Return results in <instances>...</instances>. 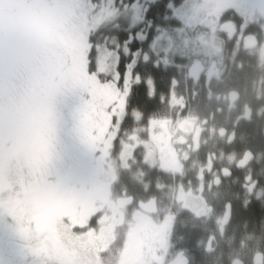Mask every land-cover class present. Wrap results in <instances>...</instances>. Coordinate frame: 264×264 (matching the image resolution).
Returning <instances> with one entry per match:
<instances>
[{"label": "trees", "instance_id": "trees-1", "mask_svg": "<svg viewBox=\"0 0 264 264\" xmlns=\"http://www.w3.org/2000/svg\"><path fill=\"white\" fill-rule=\"evenodd\" d=\"M91 1L98 4L99 0ZM184 2L113 0L110 17L88 35L87 84H83L84 80L77 81V59L61 48V38H57L69 18L59 12L60 6L50 4L49 0H0V156L12 148L18 152L5 168V181L16 191H29L75 174L76 170L83 173L81 161L90 165L91 154L98 150L93 146L98 137L92 139V144L88 139L96 134L98 126L93 123L89 104L83 103L81 93L83 86L100 80L95 73H89V51L94 43L98 72L110 74L112 79L104 84L99 82L102 92L90 100L101 107L100 100L105 105L109 96H118L116 104L107 107L117 113L113 108L121 105L120 91L125 94L123 118L111 117L108 133L129 135L135 121L142 123L157 105L168 103L169 92L177 89L182 90L183 102L174 106L172 112V140L175 138L176 142L178 127L187 116L202 122V131L198 128L201 134L207 128L208 137L198 145L205 156L216 159L219 168L218 185L206 192L214 214L210 218L196 217L189 210L175 207L172 254H182L185 264H249L257 249L264 255V59L253 50L256 46L248 47L244 42L249 39L248 34L255 36L262 31L264 10L243 16L226 4L216 15V24H201L186 33L176 16ZM134 4L141 7L135 20L128 12ZM149 5H153L148 12L150 19L145 20ZM222 18L233 24L223 29ZM137 25L141 27L134 36L139 43L131 45L137 49V59L129 65L123 83L118 84L116 50L123 47L125 53L128 51ZM174 32H180L178 35L185 42L195 44L189 53H178L179 46L168 52L177 34ZM206 36L218 44L213 55L205 49L209 44ZM105 53L108 58L103 57ZM165 53L166 61H156ZM137 62L139 69L133 71ZM105 87L113 92H104ZM232 94L236 96L234 102L230 99ZM69 98L73 99L78 132L87 147L76 159L67 158L61 163L62 149L56 143L55 129L60 110ZM229 104H234L233 108ZM68 113L72 114L70 109L63 112V138L72 146L73 121L67 118ZM213 118L218 119L216 125ZM99 119L106 123L105 112ZM211 127L213 131L208 130ZM223 163H227L229 174L221 171ZM229 208L231 221L216 224L217 217ZM44 253L40 249L33 255L49 264Z\"/></svg>", "mask_w": 264, "mask_h": 264}, {"label": "rangeland", "instance_id": "rangeland-1", "mask_svg": "<svg viewBox=\"0 0 264 264\" xmlns=\"http://www.w3.org/2000/svg\"><path fill=\"white\" fill-rule=\"evenodd\" d=\"M49 3L59 5V12L69 16L57 38H61V48L77 59V81L84 80L83 84H87L88 35L100 27L104 18L110 17L113 0H99L98 4L91 0H49ZM226 4H231L243 16L264 10V0H185L176 10V16L184 26L183 31L188 33L201 24H216V15ZM140 10L141 7L134 4L128 12L135 20ZM220 24L224 29L233 23L222 18ZM261 29L258 35L248 34L249 39H245L244 44L256 46L253 50L264 59V22ZM174 33L177 34L168 52L179 46L178 53H189L195 44L185 42V38L178 35L180 32ZM205 39L209 42L205 49L213 55L218 44L213 42L216 40L211 42L210 36ZM167 55H160L156 61H166ZM103 57L109 56L105 53ZM99 82L96 79L94 85L83 86L81 93L83 103L89 104L93 123L101 127L88 139L92 144V139L98 137L93 145L98 150L91 154L90 165L88 161L85 165L80 162L83 173L76 170L75 174L51 184L16 191L5 181L4 171L18 152L12 148L0 156L3 160L0 167V264H47L33 255L40 249L46 252L45 257L48 255L49 264H171L180 259V255L169 258L174 247L175 207L189 210L196 217L213 216L214 209L207 201L206 192L218 185L219 168L216 159L205 156L198 145L208 137L207 128L201 134L198 128L204 126L202 122L187 116L178 127L176 142L175 138L172 140L175 133L173 135L169 128L174 106L182 105L183 99L178 98L182 90L169 92L168 103L157 105L142 123L135 121L137 124L129 130V135L124 132L120 135L108 133L107 126H111L110 118L114 115L118 120L123 118L125 94L120 91L121 108L115 106L117 113H112L107 107L111 103L115 105L118 96H109L105 105L100 100L101 107L90 100L102 92ZM105 91L113 92L107 87ZM235 97L232 94L230 99L234 102ZM103 112L105 124L99 119ZM71 115L68 113L67 118L72 119ZM208 130L213 131V127ZM26 149L29 154L30 146ZM9 212H15L18 223ZM215 222L225 224L222 214ZM20 227L26 230V239L18 234ZM254 254L248 263L254 260V264H262V251L257 249Z\"/></svg>", "mask_w": 264, "mask_h": 264}, {"label": "snow or ice", "instance_id": "snow-or-ice-1", "mask_svg": "<svg viewBox=\"0 0 264 264\" xmlns=\"http://www.w3.org/2000/svg\"><path fill=\"white\" fill-rule=\"evenodd\" d=\"M153 7V5H149L148 7V11L144 13L145 16V20L150 19V17L148 16V12L151 11V8ZM141 26L137 25L135 29H133V39L129 42L128 44V51L125 53L123 47H121L120 49H117V53L119 55V60L116 64V72L119 73L120 79L117 82L118 84H122L126 74L129 71V65L132 64L133 60H136V56L134 55L137 51V49L132 48V43H139L138 41H136L134 33L136 31L139 30ZM90 42H92V37L89 38ZM125 40H128V34L125 33ZM115 47V46H113ZM97 50H96V46L93 43L92 49H90L89 51V73L93 74L95 73L97 78L100 79V82L102 84L107 83L108 80L112 79V76L109 75H105L102 73L98 72V68L96 65V60L94 58V54H96ZM121 64H123V70L121 71ZM139 69V62L136 63L135 67L133 68V71H136ZM71 110L72 112V132H73V145L69 146V144L67 143L66 139L63 138V127H62V120H63V112L66 110ZM58 120V126L55 129V140L57 145L62 149V154H61V163H63L65 161V159L67 158H74L76 159L78 157V154L80 151L85 150L86 149V145L84 144L81 136L79 135L78 132V128L79 125L77 123L76 117H75V112L73 109V99L69 98L65 105L61 108L59 116L57 118ZM47 163V162H46ZM3 166V160L0 159V167ZM9 215L15 220L17 221V223L19 222V218L16 216L15 212H9ZM18 234L20 235V237L22 239H26L27 238V233L26 230L22 227L18 228Z\"/></svg>", "mask_w": 264, "mask_h": 264}, {"label": "flooded vegetation", "instance_id": "flooded-vegetation-1", "mask_svg": "<svg viewBox=\"0 0 264 264\" xmlns=\"http://www.w3.org/2000/svg\"><path fill=\"white\" fill-rule=\"evenodd\" d=\"M178 98H180V95L178 96ZM234 105V104H233ZM233 105H231V104H229V107L230 108H233L232 106ZM235 108V107H234ZM198 122V121H197ZM199 129H201V131H202V128H200L199 127ZM221 171H223L225 174L227 173V174H229L228 173V166H227V163H223L222 164V170ZM254 185V184H253ZM230 210H231V208H229V210L225 213V214H222V216L224 217V219H225V223L226 224H228L230 221H231V218H230ZM220 217V216H219ZM218 218V217H217ZM178 255H180V259L178 260V261H176V262H174V263H171V261H170V263L171 264H185V258H184V256L182 255V254H178ZM178 255H176V254H172L171 253V255H169V258H172L173 256H178ZM168 258V257H167ZM169 258H168V260H169ZM253 260V259H252ZM238 262L240 263L241 261H237V263H235V264H238ZM241 264H242V262H241ZM252 264H254V260H253V262H252ZM262 264H264V256H263V260H262Z\"/></svg>", "mask_w": 264, "mask_h": 264}]
</instances>
